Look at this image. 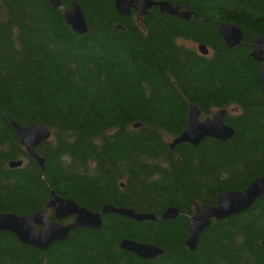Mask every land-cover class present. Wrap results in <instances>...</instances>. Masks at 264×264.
Listing matches in <instances>:
<instances>
[{
	"label": "trees",
	"instance_id": "16d2710c",
	"mask_svg": "<svg viewBox=\"0 0 264 264\" xmlns=\"http://www.w3.org/2000/svg\"><path fill=\"white\" fill-rule=\"evenodd\" d=\"M152 1L192 17L153 9L139 25L120 17L114 0H77L90 30L78 36L62 17L68 0L59 9L47 0H0V213L37 212L54 191L95 213L113 206L156 217L138 223L104 214L99 230L76 229L46 251L0 232V264H264V196L212 221L194 252L185 245L195 205H215L264 176L260 64L250 57L252 41L264 36V0ZM220 23L242 31L239 46L225 45ZM191 104L201 119L225 110L233 138L170 150ZM11 121L50 132L36 149L43 169ZM18 160L21 167H8ZM169 208L178 216L160 219ZM124 239L163 254L143 261L119 248Z\"/></svg>",
	"mask_w": 264,
	"mask_h": 264
},
{
	"label": "water",
	"instance_id": "95a60500",
	"mask_svg": "<svg viewBox=\"0 0 264 264\" xmlns=\"http://www.w3.org/2000/svg\"><path fill=\"white\" fill-rule=\"evenodd\" d=\"M47 1L53 8H61V0ZM68 2L69 8L62 14L65 24L76 35H87L90 30L82 7L77 0H68ZM114 7L120 16H128L132 9L143 16L152 7L158 8L163 14L176 16L183 20H189L192 16V13L183 12L179 6L166 1L114 0ZM117 29H121V27L117 26ZM218 35L229 49L239 46L243 40L242 31L233 24L220 23ZM251 45L250 57L260 64L258 82L264 103V36L255 38ZM197 50L202 56L209 54L207 46L203 44H199ZM225 114V110H220L211 117L201 120L199 108L194 104L189 105L186 129L171 141L170 150L180 144H188L196 148L206 139H214L222 143L228 142L233 138L234 130L224 122ZM10 124L25 152L43 169L44 159L37 155L36 149L50 138V132L38 124L22 126L12 121ZM22 164V161H11L8 163V167L19 168ZM262 196H264V176L253 180L244 190L222 193L217 198L215 205H195L194 214L188 220L186 247L194 252L201 234L210 226L211 221H222L238 215L248 210ZM49 211H52L53 220H49ZM110 213L138 223L156 220L153 214H141L132 209H117L113 206H105L100 213H95L78 206L70 199L60 198L54 191H51L45 205L37 212L22 216L0 213V232L13 235L22 245L46 251L56 243L66 241L70 233L76 229L99 230L102 226L101 215ZM177 216L178 211L169 208L163 212L160 219L173 220ZM70 217L73 218V222L61 223ZM119 248L143 261L153 260L163 254V250L154 244L140 243L129 239L122 240Z\"/></svg>",
	"mask_w": 264,
	"mask_h": 264
},
{
	"label": "flooded vegetation",
	"instance_id": "af4514ba",
	"mask_svg": "<svg viewBox=\"0 0 264 264\" xmlns=\"http://www.w3.org/2000/svg\"><path fill=\"white\" fill-rule=\"evenodd\" d=\"M152 1V0H151ZM167 2V1H166ZM170 3V2H169ZM172 4V3H171ZM174 5H176V4H174ZM153 9H157L158 10V12L160 13V14H163V13H161L160 11H159V9L158 8H156V7H152L151 9H149L148 11H147V14L146 15H143V16H141V15H139L136 11H134L133 9L130 11V13H129V15L128 16H120L118 13V15L120 16V17H123V18H130L131 20H132V22H134L135 24H139V25H141L142 24V21H143V19L145 18V17H147V15L149 14V12L150 11H152ZM182 11V10H181ZM183 12H185V11H183ZM166 15V14H165ZM170 16V15H169ZM192 17V16H191ZM191 17H190V19H191ZM189 19V20H190ZM197 45H199V44H195V47H197ZM63 222H65V224H67V223H70V222H73V218L72 217H70V218H67V219H65Z\"/></svg>",
	"mask_w": 264,
	"mask_h": 264
},
{
	"label": "rangeland",
	"instance_id": "374dc122",
	"mask_svg": "<svg viewBox=\"0 0 264 264\" xmlns=\"http://www.w3.org/2000/svg\"><path fill=\"white\" fill-rule=\"evenodd\" d=\"M187 46H191V45H187Z\"/></svg>",
	"mask_w": 264,
	"mask_h": 264
}]
</instances>
